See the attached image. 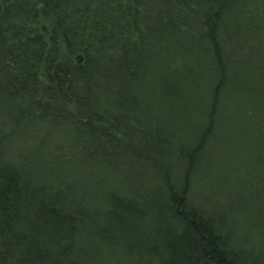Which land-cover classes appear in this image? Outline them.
I'll return each instance as SVG.
<instances>
[{"label": "trees", "instance_id": "16d2710c", "mask_svg": "<svg viewBox=\"0 0 264 264\" xmlns=\"http://www.w3.org/2000/svg\"><path fill=\"white\" fill-rule=\"evenodd\" d=\"M237 4L0 0V264H264V197L212 188L217 159L264 166Z\"/></svg>", "mask_w": 264, "mask_h": 264}, {"label": "rangeland", "instance_id": "374dc122", "mask_svg": "<svg viewBox=\"0 0 264 264\" xmlns=\"http://www.w3.org/2000/svg\"><path fill=\"white\" fill-rule=\"evenodd\" d=\"M238 2L237 8L230 11V16L234 17V21L225 19V23H229L226 27L225 33L227 36H232L234 33L246 31L244 30L245 20L241 19L245 11L249 10L264 17V0H235ZM231 19V18H230ZM227 21V22H226ZM257 37V36H255ZM230 46H236V38H233L231 42H226ZM240 44V43H238ZM240 57L243 62H251L249 59L251 56L249 51L245 48L241 51ZM14 145L18 144L15 140L12 141ZM246 155H236L235 157L216 160V170L214 171V183L213 191L218 192L220 197L225 202L236 200L235 195L238 190L246 193H250L259 199L264 197V166L257 167L252 162L247 163ZM206 193L210 192V189L206 187ZM243 214L238 217V228L244 232L245 229H251L250 223L247 219H244Z\"/></svg>", "mask_w": 264, "mask_h": 264}]
</instances>
